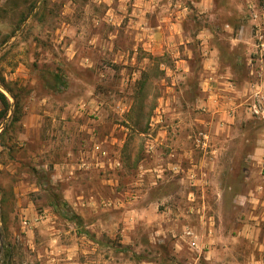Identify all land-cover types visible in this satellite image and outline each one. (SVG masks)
<instances>
[{
  "label": "rangeland",
  "instance_id": "1",
  "mask_svg": "<svg viewBox=\"0 0 264 264\" xmlns=\"http://www.w3.org/2000/svg\"><path fill=\"white\" fill-rule=\"evenodd\" d=\"M147 2L0 0V264H264V0Z\"/></svg>",
  "mask_w": 264,
  "mask_h": 264
},
{
  "label": "crops",
  "instance_id": "2",
  "mask_svg": "<svg viewBox=\"0 0 264 264\" xmlns=\"http://www.w3.org/2000/svg\"><path fill=\"white\" fill-rule=\"evenodd\" d=\"M139 0H134L135 4L137 5V2ZM148 4L151 3V0H148L147 2ZM134 4V5H135ZM142 10L141 9H137V8H133V12L131 15H135L136 17L138 18H131L130 21H131V24L126 27V32H130V33H134L136 35V37H140L141 35H147V34H151V35H161L162 38L164 39L165 36H166V29H167V26H168V29H170V33H171V29H173L172 27V23H169L166 27H161L160 25L159 26H151V25H148L146 24L144 21H142L143 19V14H141ZM144 22V23H143ZM143 23V25H142ZM158 29V30H157ZM206 42V40H204L202 43L204 45V43ZM205 52V57L203 58V64L205 67H208L210 69V71H215L216 70V66L213 64L212 60L210 59L211 58V55H213V50L209 49L207 51H204ZM210 53V54H209ZM40 115H43L42 112H29L25 118V121H23V124L22 126L24 127V130H25V137H27V135L29 134V132L33 131L34 129L35 130H39L40 128V123H33V122H28V118H31V117H40ZM31 116V117H30ZM55 167H57V172L56 174H63L64 171L62 170V168L64 167V164L62 163H55ZM24 224V223H23ZM31 224L30 223H26L24 224V226H27L29 227ZM85 253H88L87 255H89V257L87 258H92L93 255H92V252H85ZM86 256V255H85ZM83 264H92V263H83ZM106 264V263H105Z\"/></svg>",
  "mask_w": 264,
  "mask_h": 264
},
{
  "label": "built area",
  "instance_id": "3",
  "mask_svg": "<svg viewBox=\"0 0 264 264\" xmlns=\"http://www.w3.org/2000/svg\"><path fill=\"white\" fill-rule=\"evenodd\" d=\"M27 222L25 221L24 224H26ZM183 237L184 240L186 242V244L188 245V247L190 248H196L198 245V240H199V236L196 232L193 231V229L187 227L183 230Z\"/></svg>",
  "mask_w": 264,
  "mask_h": 264
},
{
  "label": "trees",
  "instance_id": "4",
  "mask_svg": "<svg viewBox=\"0 0 264 264\" xmlns=\"http://www.w3.org/2000/svg\"><path fill=\"white\" fill-rule=\"evenodd\" d=\"M0 99L2 100V101H4V107H7L8 108V100L6 99V97L3 95V94H0Z\"/></svg>",
  "mask_w": 264,
  "mask_h": 264
}]
</instances>
